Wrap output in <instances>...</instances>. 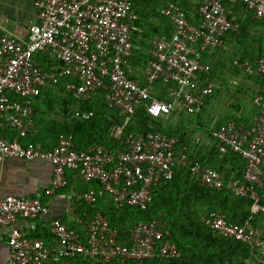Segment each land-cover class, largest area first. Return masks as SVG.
<instances>
[{
  "label": "built area",
  "instance_id": "built-area-1",
  "mask_svg": "<svg viewBox=\"0 0 264 264\" xmlns=\"http://www.w3.org/2000/svg\"><path fill=\"white\" fill-rule=\"evenodd\" d=\"M240 1L255 20L264 21V0H202L192 20L178 4L166 3L160 14L169 23V36L154 35L148 42L149 61L142 71L146 86L130 77L134 73L129 63L134 10L128 0H36V23L29 25L26 41L0 33V165L6 159H18L47 161L52 166L50 185L41 195L0 198V228H10L6 264H148L154 258L179 257L160 216L136 223L122 239L118 229L98 212L84 214L87 220L80 221L83 231L78 232L51 217L44 202V197L68 187L73 179L99 186L119 211H145L152 204L153 187L171 179L180 168L189 170L204 187L223 188V177L190 160L175 137L150 123L145 133L129 136L123 150L95 144L77 151L71 136H61L54 148L43 150L39 145L7 139L3 130L19 139L35 134V97L66 78L72 79L65 83V90L74 101H92L103 93L108 108L125 119L124 125L141 107L152 121L199 113L217 87L203 55L220 49L227 34H239L234 6ZM232 65L264 79V57L253 64L236 57ZM155 82L170 86L168 100L150 95ZM253 104L256 114L248 124H224L212 131V141L219 153L236 154L244 161L242 181L227 186L235 196L248 197L256 206L264 199V97L257 95ZM73 117L89 120L93 111L74 108ZM81 201L94 207L97 193L93 189L76 193L75 202ZM47 218L50 243L14 227L18 220ZM207 223L218 236L247 244L255 261L264 264L258 229L248 222L228 223L217 212L209 215Z\"/></svg>",
  "mask_w": 264,
  "mask_h": 264
},
{
  "label": "trees",
  "instance_id": "trees-1",
  "mask_svg": "<svg viewBox=\"0 0 264 264\" xmlns=\"http://www.w3.org/2000/svg\"><path fill=\"white\" fill-rule=\"evenodd\" d=\"M128 1L131 2L134 10L133 29L131 31L133 50L129 59L134 73L130 77L137 80L140 85L146 86L142 71L149 61L148 42L154 35L169 36V23L160 14V10L166 3H175L183 8L186 17L192 20V15L199 3L195 5L190 0ZM234 11L236 15L239 11L244 12L245 15L243 19L237 18L239 34H227L220 49L225 50V44L228 41H230V46L235 45L238 49V53L232 55L230 60L228 59L229 65L233 71L243 75L253 88L249 89L251 97L248 98L253 106L252 115L250 118L238 113L231 116L227 115L216 122L212 130L202 125L206 129L205 133L209 143L198 147L195 153L189 148L190 142L184 140L187 127L183 122L172 127L171 124L166 123L170 118L162 117L152 121L145 109L141 107L124 125L125 119L119 115L117 110L108 108L103 93L96 95L92 101L84 103L74 101L65 90V83L72 81L71 78L63 79L57 85L41 90L35 97L32 103L33 120L36 125L35 134H28L24 139H19L14 133V136L12 135V140H17L22 145H39L43 150L54 148L61 136H71L74 149L77 151L87 150L95 144L108 150H123V145L129 136L145 133L148 125L154 123L162 133L175 137L181 143L190 160L216 170L223 177L225 183V186L218 190L202 186L189 170L177 169L171 179L161 180L153 187V201L145 211L134 208L117 210L97 185L86 184L87 186L79 188L81 192L93 189L97 193L98 201L94 207L86 205L83 201L75 202L78 217L85 222L87 217L84 214L92 216L98 212L108 220L110 226L118 229L122 239H126L125 231L136 223L149 222L160 216V220L166 223V228L170 232V240L175 243L180 255L177 259L154 258L148 264H260L251 256L250 247L247 244L218 236L207 223L209 215L213 212L223 215L228 223L242 225L248 222L253 228L260 231L261 240L264 243V199H260L254 206L253 201L248 197L235 196L231 192L227 185L235 180L242 181L244 161L236 154L219 153L212 141V131L224 124L230 122L236 125L248 124L256 114L253 104L254 98L257 95L264 97L263 77L247 75L232 65L233 59L236 57H239L241 62L251 64L256 59L264 57L263 38L249 32L253 25L264 28V21L255 20L253 13L246 10V3L244 2L237 3L234 6ZM251 19L254 22H251ZM203 56L211 68L209 77L213 79L217 76L215 75L216 71L225 68L224 61L221 56ZM47 64L51 65V62L49 61ZM255 86H259V90L254 89ZM169 87V85L164 86L155 82L151 87L150 95L161 100H168L167 89ZM218 90L219 88L216 87L213 94ZM63 94H66L65 97L62 96ZM209 98L203 103L202 110L207 105ZM56 104L59 105L57 113H55L54 106ZM71 104L74 108L93 111V117L84 121L75 119L73 112L72 115L70 114L69 107ZM234 108L237 112L240 111V106ZM172 116H179L181 121L186 119L190 122L191 120L189 115L172 114ZM199 125L201 126L200 123ZM69 184L68 182V186ZM70 227L78 232L83 231L76 224H72ZM28 237L42 239L47 243L51 242V236L45 228L36 230L33 235Z\"/></svg>",
  "mask_w": 264,
  "mask_h": 264
},
{
  "label": "crops",
  "instance_id": "crops-1",
  "mask_svg": "<svg viewBox=\"0 0 264 264\" xmlns=\"http://www.w3.org/2000/svg\"><path fill=\"white\" fill-rule=\"evenodd\" d=\"M36 0H0V33L17 41H26L28 27L36 23ZM244 12H238L237 18H244ZM251 22H254L252 19ZM249 32L257 37H262L264 42V28L253 25ZM216 51H210L207 56H216ZM53 87V86H52ZM51 88V87H50ZM259 90V86H255ZM48 89V88H47ZM35 123V122H34ZM3 135L12 139L14 134L5 129ZM52 166L47 161H22L18 159H6L0 165V198L6 196L33 197L41 195L50 185ZM69 186L59 190L51 197H44L48 204L51 217H58L68 226L76 224L79 227L80 219L76 213L75 194L79 188L87 186L73 179L69 180ZM90 190V189H89ZM81 216H83L81 214ZM49 218L39 219L34 222L18 220L14 227L22 231L26 236L33 235L36 230L45 228L48 230ZM87 220V219H86ZM10 228H0V264L8 261V233Z\"/></svg>",
  "mask_w": 264,
  "mask_h": 264
},
{
  "label": "rangeland",
  "instance_id": "rangeland-1",
  "mask_svg": "<svg viewBox=\"0 0 264 264\" xmlns=\"http://www.w3.org/2000/svg\"><path fill=\"white\" fill-rule=\"evenodd\" d=\"M190 1L193 4L198 5V3H200L202 0ZM229 43L230 41L225 44V50H215L217 52L216 56L222 57L225 68L221 69L220 71H216L215 75L217 76L212 80L217 83V88H219V90L215 94H212V96L209 98V101L207 102V105L204 106V109H201L199 113L189 115L188 117L191 119L190 122L186 119H184L185 121H181L179 116L173 117L170 115L165 117L170 118V120L166 123L171 124L172 127H176L182 122L186 125L187 131L185 133L184 140L190 142L189 148L194 153L198 147L201 145H208L209 143L204 126H207L209 130H212L215 123L220 119L225 118L227 115L231 116L232 114L238 113L244 114L248 118H250L252 115L253 106L248 101V98L251 97V92L249 89L252 87L250 86V82H247V79L243 75H240L231 69L229 65V58H231L232 55L238 53V49L235 45L230 46ZM65 95L66 94H63L62 96L65 97ZM54 106L55 113H57L59 105L56 104ZM236 106H240L239 112H237V110L234 108ZM69 109L70 114L72 115L74 106L71 104Z\"/></svg>",
  "mask_w": 264,
  "mask_h": 264
}]
</instances>
